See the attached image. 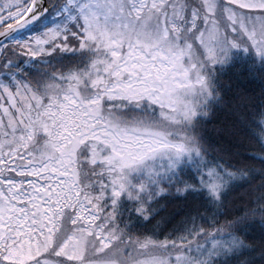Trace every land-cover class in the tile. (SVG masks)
Masks as SVG:
<instances>
[{
    "label": "snow or ice",
    "instance_id": "1",
    "mask_svg": "<svg viewBox=\"0 0 264 264\" xmlns=\"http://www.w3.org/2000/svg\"><path fill=\"white\" fill-rule=\"evenodd\" d=\"M0 264H264V0H0Z\"/></svg>",
    "mask_w": 264,
    "mask_h": 264
}]
</instances>
